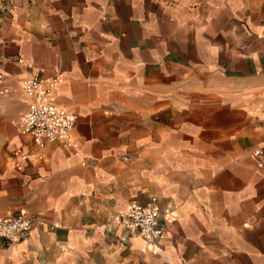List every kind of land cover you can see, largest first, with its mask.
I'll return each mask as SVG.
<instances>
[{"label":"crops","instance_id":"crops-1","mask_svg":"<svg viewBox=\"0 0 264 264\" xmlns=\"http://www.w3.org/2000/svg\"><path fill=\"white\" fill-rule=\"evenodd\" d=\"M0 69V218L44 220L0 264H264V0H0ZM55 72L76 146L15 167L20 79ZM150 195L154 250L109 223Z\"/></svg>","mask_w":264,"mask_h":264},{"label":"built area","instance_id":"built-area-1","mask_svg":"<svg viewBox=\"0 0 264 264\" xmlns=\"http://www.w3.org/2000/svg\"><path fill=\"white\" fill-rule=\"evenodd\" d=\"M41 70L38 68L37 73ZM37 73L26 74L20 79L25 106L17 117L14 128L16 133L24 136L26 140L11 149L15 167H20L26 160H41L43 153L32 150L45 143L58 142L68 147L76 146L71 132L77 115L71 106L60 103L57 99L59 73H52L45 80L40 79ZM7 90L4 73L0 69V95ZM253 153L260 155L259 148H255ZM170 212L168 206L161 209L157 197L150 195L143 201L130 200L124 208L117 210L109 218V223L134 230L154 250ZM33 222L44 224V220L38 215L21 209L1 217L0 237L7 241H16L28 232Z\"/></svg>","mask_w":264,"mask_h":264}]
</instances>
